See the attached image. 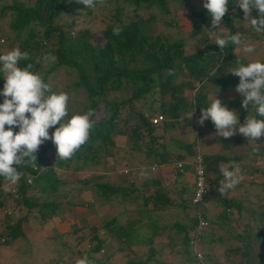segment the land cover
<instances>
[{
    "label": "trees",
    "instance_id": "1",
    "mask_svg": "<svg viewBox=\"0 0 264 264\" xmlns=\"http://www.w3.org/2000/svg\"><path fill=\"white\" fill-rule=\"evenodd\" d=\"M188 1L0 4V20L6 26L0 27V36L15 44L9 52L0 51V89L9 90L14 99L9 106L0 103V212L9 207L22 213L15 218L2 214L0 245L24 235L21 221L27 217L37 226L50 221L59 227L68 218V205L100 212L117 207V214L124 215L134 210L128 207L132 204L136 216L131 219L124 215L119 223L115 213L99 225L87 224V247L80 249L77 264H110L114 252L127 256V251L132 256L123 264H165L155 258L154 245L163 240L178 246L177 252L191 254V264H199L191 242L200 218L207 222L210 235L209 244L198 245L206 251V264L212 263L209 249L214 243L225 253L218 264H264V163L256 164L264 158V0H241L236 7L235 0H224L221 9L204 0L200 11L191 9ZM179 7L189 9L186 35L176 29L178 22L170 15ZM245 12L252 20L248 18L242 32L237 23ZM157 22L167 29L155 31ZM97 26L100 42L92 32ZM248 38L261 39L263 44H245ZM3 40L0 37V43ZM187 41L196 49L185 51ZM255 49L262 53L258 58ZM44 60L50 63L38 70ZM6 69L8 79L3 77ZM61 71L70 81L58 86L52 73ZM155 102L157 111L151 106ZM155 114L161 115L159 125L148 120ZM199 117L208 125L230 117L235 144L248 141L249 152L206 157L193 138L165 139L183 122L196 130L193 121ZM37 126H44L50 135L49 141L35 146L31 131ZM120 136L129 141L128 148L116 146L114 137ZM197 154L209 185L202 198L192 202ZM106 157L111 167L128 168L124 169L128 182L86 176L87 169L102 165ZM244 164H250L247 183L260 185L250 194L254 204H243L242 197L231 195L237 181L230 172ZM55 169L85 178L67 195L59 191L65 180ZM154 169L160 177L152 174ZM141 172L146 177L137 185L133 173ZM165 174L176 198L168 196L162 184ZM72 219L74 223L67 226L82 229ZM164 230L175 237L163 235ZM253 242L258 254L250 257ZM133 245L147 246L139 254L131 249Z\"/></svg>",
    "mask_w": 264,
    "mask_h": 264
},
{
    "label": "rangeland",
    "instance_id": "2",
    "mask_svg": "<svg viewBox=\"0 0 264 264\" xmlns=\"http://www.w3.org/2000/svg\"><path fill=\"white\" fill-rule=\"evenodd\" d=\"M9 0H0V4L4 2H8ZM32 0H27V3L31 2ZM212 4L218 8L221 9L224 6V0H211ZM188 3L190 4V8L195 11H200L204 8V0H189ZM141 15H143L145 12L143 10L139 11ZM174 19L178 22L179 26H176L177 30H180L183 32L184 35L185 32L189 31L190 27V16H189V9L188 8H176L175 11H172L170 14ZM168 17L169 16H165ZM248 18L249 20H252V16L250 12L244 13V19L239 21L237 25H239L242 29L245 31L244 28L248 26ZM0 27L3 29L6 28L5 26V20H0ZM100 27H95L92 32L95 35V38L100 42L101 39L98 37V30ZM239 28V27H238ZM155 31H164L167 29V27H164L161 25L160 22H157L154 25ZM173 29V28H171ZM243 32V31H242ZM260 32L258 31V34ZM3 42L0 43V51L2 53L9 52L12 50L13 47H15V44H9L8 39L5 38L4 35H1ZM250 38V37H249ZM246 39L245 44H248V41L255 43L263 44L261 39H255L254 41ZM261 41V42H260ZM186 50L185 51H193L196 49V47H192L191 41H187ZM252 45L254 46V44ZM190 47V48H189ZM255 51L254 58H258L262 55L261 52ZM235 53L239 52L236 48L234 50ZM49 62H46L45 60L42 61L41 66L38 70H44L46 66H48ZM3 64V61L0 60V66ZM11 65V69H12ZM42 68V69H41ZM44 68V69H43ZM8 69H6L3 72V77L5 79H8L7 75ZM61 74L55 72L52 73L53 77L58 79V86H61L60 84H64L65 82L70 81L68 76L66 74L60 72ZM70 76V75H69ZM24 83H21V86H23ZM6 91L8 93H6ZM1 90L0 89V103L3 104V106H9L12 102L9 94V90ZM188 95V94H186ZM17 97V94H16ZM14 100V99H13ZM152 108L157 111V103L151 105ZM153 109V110H154ZM152 110V111H153ZM195 126H197V129L192 132L189 123L183 122L178 127H174L168 131V135L165 137L167 140V137L176 139L180 138L184 142H189L190 139H195V142L199 148V150L208 157L210 154H215L217 152L223 153L225 155H232V154H242L243 156L249 152L248 149H250L251 145L248 144V141L240 142L235 144L232 136L231 131V118L227 117L226 119H220L218 121H212L209 125L205 123L204 118L199 117L196 118L195 121H193ZM194 128V127H192ZM196 131H198V135H196ZM33 137L35 139V146L46 143L49 141V135L50 132L48 129L33 127L32 131ZM222 139V140H220ZM115 143L117 147L126 149L129 146V141L125 140L123 136L120 137H114ZM157 142H161L160 139H157ZM142 145V144H141ZM170 148H173V144H168ZM10 147L9 145L7 148ZM11 148H14L13 146ZM8 148V149H11ZM143 149V146H141ZM8 152V151H7ZM10 153V152H9ZM9 153H7V157L9 158ZM15 153V152H14ZM118 155H121V153H117ZM229 155V156H230ZM242 156V157H243ZM245 162V159L243 160ZM118 163V162H117ZM246 163V162H245ZM264 158L259 160L256 164L258 166L263 165ZM122 163H119L121 165ZM221 165V164H219ZM250 164H244L243 168L241 166L233 167L230 174L232 178H235L237 181V186L234 190L231 191V195L235 198L239 199V197H242L245 201L243 204H254L252 202V198L250 194H254L255 191H258L260 188V185L257 183L255 187H252V185H249L247 181H249L250 176L248 175L247 171L249 169ZM172 166L169 165V168ZM127 167H111V160L109 157H106V160L102 165L95 166L91 169H87V175L86 176H103V180L106 179L108 181H127L128 182V173H125L124 169ZM241 168V170H240ZM128 169V168H127ZM55 171L59 174L60 177H63L65 180V184L61 185L59 188V191H63L65 194L69 190L70 187H77L80 185L78 183V180L83 177V175H80L78 177H75L74 173L71 170H62V169H55ZM163 171V170H162ZM243 172L242 174L238 175V173ZM152 174L154 176L160 177V171L158 172L156 169H154ZM142 173V172H141ZM135 178L133 180L138 185L139 180L143 177H146L145 174H136ZM77 175V174H76ZM222 176V174H221ZM142 177V178H141ZM85 178V177H83ZM139 178V179H138ZM261 179V178H260ZM161 181L163 182V185L167 186V194L171 198H176V192L173 191L174 187L172 183L170 182L171 179L168 177L167 174L161 177ZM169 185H168V184ZM258 189V190H256ZM72 190L69 192L71 193ZM252 192V193H251ZM67 193V195H69ZM247 194V195H246ZM261 195L264 198V191H261ZM88 196V194H87ZM247 198V199H246ZM264 204V199L261 201ZM94 205V204H90ZM68 210L65 211V215L68 217L66 222L62 224L61 228H58V225H55L54 223H51L50 221H45L42 223V225L37 226L36 220L31 219L29 217L24 218L21 221V228L24 231V235L18 238L19 240L13 241L10 244H1L0 245V264H77L80 260L79 254L80 249L86 248V234L88 232L87 230V224L95 223V225H99V223L109 216L117 214L118 208L113 207V209H107L102 212L100 210L96 211L91 209H88L87 211L83 208V206H73L68 205ZM94 207V206H93ZM128 207H131L130 210L127 211L124 215H127V218L131 219L136 216L135 208L132 207V204H128ZM255 208V207H254ZM94 209H96L94 207ZM10 214L12 218L17 217V215L22 214L21 212L16 213L15 211H12L9 207H6L5 209H2L0 212V221L2 219V214ZM88 214V215H87ZM87 215V216H85ZM123 214H117V222L121 223L124 220ZM85 216V217H83ZM170 218H172V214L169 215ZM72 218L76 219L78 222V226H80L82 229H76L71 230L67 225L72 222ZM84 220H83V219ZM245 216L242 215V218L240 220L241 223H244ZM232 222V221H231ZM56 226L55 228H52ZM56 231V232H55ZM163 235H171L172 237H175L174 234L169 233L168 231L164 230ZM52 235L51 237H49ZM205 235V236H204ZM204 237L201 239V245H205V243H210V235L208 234V231L205 229L204 231ZM212 236V235H211ZM174 240V238H173ZM172 242L176 243L175 240ZM192 243V242H191ZM172 243H168L167 241L163 240L161 245L155 244V248L158 249L156 253L157 259L165 262V264H191L192 261V255H185L182 253L177 252L178 246L171 245ZM147 245H133L131 249L134 252H137L139 254L144 251ZM212 246V245H211ZM222 246L218 245L217 243H214V245L209 249V254L211 256V264H218V262H221L224 258V251H222ZM176 251V252H175ZM206 251L203 249L201 250L202 257H199V259H196L199 264H206V260L204 258V254ZM250 257L256 256L257 253V245L255 242H253V245L250 249ZM136 253V254H137ZM131 252L127 251V256L123 253L114 252L113 257L110 259V264H123L128 260V258H131Z\"/></svg>",
    "mask_w": 264,
    "mask_h": 264
},
{
    "label": "built area",
    "instance_id": "3",
    "mask_svg": "<svg viewBox=\"0 0 264 264\" xmlns=\"http://www.w3.org/2000/svg\"><path fill=\"white\" fill-rule=\"evenodd\" d=\"M237 4V2H236ZM161 115L160 114H155L152 115L148 118L149 122L153 125H159L161 122ZM179 163H177L176 166ZM193 173H194V184H195V188H194V192L192 194V202H196L199 201L203 194L205 193V190L207 188V186L209 185V180L207 178V176H205L204 174V170H203V165L200 159L199 154L195 155V163H193ZM207 224V222L204 219H199L198 220V224L195 227V240L193 239L192 243H194V245L197 243V240L199 238V233L201 228L205 227ZM195 254L197 257H200V253L199 251H195Z\"/></svg>",
    "mask_w": 264,
    "mask_h": 264
},
{
    "label": "clouds",
    "instance_id": "4",
    "mask_svg": "<svg viewBox=\"0 0 264 264\" xmlns=\"http://www.w3.org/2000/svg\"><path fill=\"white\" fill-rule=\"evenodd\" d=\"M241 0H235L234 1V7H236L238 4H239V2H240ZM236 2H237V4H236ZM200 219H202V218H200ZM197 224H198V220H197V223H196V225L194 226V232H195V227L197 226ZM207 227V224H206V226L205 227H203V228H201V230H200V233H199V238H198V240H197V243L194 245V243H191V247H192V249H193V253H194V255H195V257L197 258V259H199V257H197L196 256V254H195V251H199V253H200V257H202V253H201V247L200 246H198L199 245V243L201 244V239H202V237H204L205 235H204V231H205V228ZM204 235V236H203Z\"/></svg>",
    "mask_w": 264,
    "mask_h": 264
},
{
    "label": "crops",
    "instance_id": "5",
    "mask_svg": "<svg viewBox=\"0 0 264 264\" xmlns=\"http://www.w3.org/2000/svg\"><path fill=\"white\" fill-rule=\"evenodd\" d=\"M76 220V219H75ZM74 220H72V222H70V224L72 225L74 222H73ZM62 226H59L58 228H61ZM76 227H78V222H77V220H76Z\"/></svg>",
    "mask_w": 264,
    "mask_h": 264
}]
</instances>
